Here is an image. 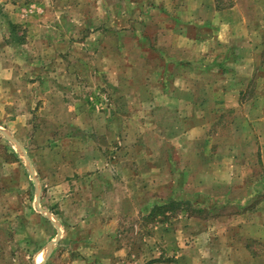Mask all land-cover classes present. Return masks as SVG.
<instances>
[{
	"label": "rangeland",
	"instance_id": "rangeland-1",
	"mask_svg": "<svg viewBox=\"0 0 264 264\" xmlns=\"http://www.w3.org/2000/svg\"><path fill=\"white\" fill-rule=\"evenodd\" d=\"M236 1L197 74L140 46L152 0H0V264H264V0Z\"/></svg>",
	"mask_w": 264,
	"mask_h": 264
},
{
	"label": "crops",
	"instance_id": "crops-1",
	"mask_svg": "<svg viewBox=\"0 0 264 264\" xmlns=\"http://www.w3.org/2000/svg\"><path fill=\"white\" fill-rule=\"evenodd\" d=\"M238 7L239 5L236 0H195L193 8L190 7L189 0H152L147 7L143 8L140 15H155L157 17L145 19L144 21L142 20L140 25L142 26L141 31L144 32H136L134 35L139 36L138 40L141 42L140 46L145 45L146 42L148 43V48L150 49L151 54L154 57H157V62L159 64L163 63V65L166 66L173 65V67L182 70L185 68L187 72L202 74L210 71L215 65H217V63L214 62L208 64V62H205L203 59H197L196 61L185 60V58L191 54L200 57L198 55L200 53L190 52L188 47L198 44L197 42H205L209 38L207 34L210 30H213V35L217 37L216 32L219 31V27L215 20L219 19L221 23H223L222 21L225 23L231 21L232 25V18L225 20L221 15L224 13L230 15L234 13V15L238 17L236 15V12L239 10ZM195 9L197 10L193 12L192 10ZM131 10L132 8L128 10V13ZM203 12H205L206 15L201 17ZM234 21L236 22V20ZM190 26H193L196 29L195 36L190 34ZM202 27L205 29H200ZM164 31L169 34L166 40L170 41L166 46V49L161 45L158 46L161 35ZM114 32L117 38L122 37L120 30H114ZM150 32H153V34H150ZM120 41L121 40H119V43ZM119 46V51H121L122 48H126L124 43H120ZM170 51H175V54ZM173 58H182V60L176 61ZM173 61H176V63ZM46 214L45 210L42 209L43 218ZM45 217L47 219V216ZM55 243L56 242H53L51 245L54 246ZM49 246L50 245L47 246L45 254H42L43 260L40 262L42 264H47L48 258L53 251L52 250L48 254Z\"/></svg>",
	"mask_w": 264,
	"mask_h": 264
},
{
	"label": "water",
	"instance_id": "water-1",
	"mask_svg": "<svg viewBox=\"0 0 264 264\" xmlns=\"http://www.w3.org/2000/svg\"><path fill=\"white\" fill-rule=\"evenodd\" d=\"M39 211H42L41 209H38ZM45 216H47V218H51L49 215H45ZM52 248H53V245H50L49 247H48V254L52 251Z\"/></svg>",
	"mask_w": 264,
	"mask_h": 264
}]
</instances>
